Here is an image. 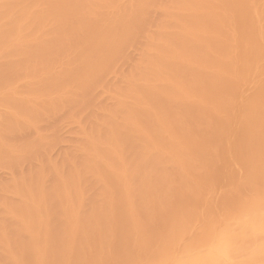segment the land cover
<instances>
[{"label":"bare ground","instance_id":"6f19581e","mask_svg":"<svg viewBox=\"0 0 264 264\" xmlns=\"http://www.w3.org/2000/svg\"><path fill=\"white\" fill-rule=\"evenodd\" d=\"M1 171L0 264H264V0H0Z\"/></svg>","mask_w":264,"mask_h":264},{"label":"rangeland","instance_id":"374dc122","mask_svg":"<svg viewBox=\"0 0 264 264\" xmlns=\"http://www.w3.org/2000/svg\"><path fill=\"white\" fill-rule=\"evenodd\" d=\"M64 122H65V121H64ZM67 122H68V121H66L65 123L61 122V129H62V127H63V129H64V126L67 125ZM62 123H63V124H62ZM64 124H65V125H64ZM63 125H64V126H63ZM68 125H69V124H68ZM71 127H72V126L70 125L69 127H67V128H68L67 130H66V127H65V129L61 131V133H62L63 131H64V133H65V132H66V133H65V134H64V133L61 134V137H62V140H63V141H62V142L59 141L60 144L58 143L57 145L54 146V147L57 146L56 150H55L54 147H53L54 149L51 148L53 151L55 150L54 154H55V153H56V154L53 156V155H52L53 153L49 151L50 153H52V154H50V153H49V154L52 155L54 158H55V156H56L57 154H59V153H61V152L63 153L62 150H64V153L67 152V151H69L70 149H69V150L67 149V148H69L68 145H69V146H70V145L73 146V144H76V142H75V136H76V135L73 134V133H72L73 135L69 133V130H72ZM70 128H71V129H70ZM67 131H68V132H67ZM70 132H71V131H70ZM63 135H64V136H63ZM71 135L74 136V137H72ZM65 136H66V137H65ZM63 137H64V138H63ZM67 137H68V138H67ZM69 137H70V138H69ZM65 139H67V140H65ZM68 139H69V140H68ZM71 139H72V140L74 139L73 142H75V143L71 144V143H72V142H71ZM60 140H61V139H60ZM76 140H77V138H76ZM64 141H66V142H64ZM69 142H70V143H69ZM61 144H62V145H61ZM65 145H66V146H65ZM58 146H59V147L62 146V147L59 148ZM74 146H75V145H74ZM66 147H67V148H66ZM61 148H63V149H61ZM71 148H72V147H71ZM51 149H50V150H51ZM59 149H61V150H59ZM52 150H51V151H52ZM57 150H59L60 152L57 151ZM57 152H58V153H57ZM50 155H49V156H50ZM57 156L59 157L60 155H57ZM57 156H56V158H58ZM51 158H52V157H51ZM54 158H53V159H54ZM56 158H55V159H56ZM2 171H3V170H2ZM2 171H1L0 174H2ZM4 172H5V170H4ZM4 174H6V173H4ZM1 176H5V175L2 174ZM6 176H7V175H6ZM7 179H8V178H7Z\"/></svg>","mask_w":264,"mask_h":264}]
</instances>
